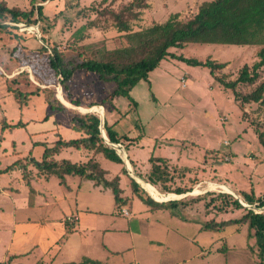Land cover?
Listing matches in <instances>:
<instances>
[{
    "label": "rangeland",
    "instance_id": "1",
    "mask_svg": "<svg viewBox=\"0 0 264 264\" xmlns=\"http://www.w3.org/2000/svg\"><path fill=\"white\" fill-rule=\"evenodd\" d=\"M133 1H138L142 7L135 5L127 9ZM205 1L208 0H36V4L43 5L46 15L39 23L20 22L26 26L12 27L9 20L1 18V23L12 27L0 31V138L3 136L0 139V157L4 158L3 165L11 164L27 150L25 129L20 126L12 130L3 129V120L10 124H23L19 120L52 113L61 121L63 134L68 132V112L62 109L55 111L43 100L44 93L46 97H56V89L64 100L67 99L60 87L61 77L58 78L48 64L47 53H39L42 44L50 49L57 48L70 61L86 57L102 59L100 52L126 43L122 36L125 32L118 30L113 12H122L123 19L130 23L133 31H137L163 23L174 14L186 22ZM1 3L29 10L33 0H0ZM27 26L28 29H24ZM36 26L39 32L35 30ZM41 31L45 38H41ZM262 48L264 44L240 46L189 42L183 47H172L170 51L186 58L202 61L212 58L226 62L227 66L216 70V74L229 81L238 77L245 64L252 67L259 61ZM259 73L255 83H241L237 91L248 93L255 89L264 81V66ZM183 78L186 79L185 86L181 81ZM17 86L23 91L37 86L45 91L20 106L11 91ZM113 86L111 82L100 80L93 72L77 70L70 81V96L84 106L68 107L71 112L84 113L83 109L92 108L88 107L92 103L96 108L103 103L104 119L120 135H127L123 140L127 154L129 159L138 160V163L132 166L128 163L131 169L125 162L123 165L128 173V177L124 175L122 178L123 195L128 197L126 204L118 209L111 189L91 201L89 209L76 210L71 204L73 213L80 217L77 225L83 231L77 232L78 237L70 244L64 242L68 237L59 238L48 254L40 250L43 251L45 244L55 237L21 226L17 232L26 229V233L20 238L14 234L13 244L19 240L25 243L26 249L32 244H38V248L20 255L17 262L43 264L57 256L55 249L59 245L64 250L54 262L46 264L79 262L84 255L99 260L100 264H258L254 253L255 238L249 235L246 221L229 223L219 231L205 230L203 226L206 222L241 219L247 210L236 207L233 200H243L242 191L253 190L256 196L264 194V145L261 143V138L264 139V102L242 104L235 98L234 91L224 87L208 67L193 65L174 56L163 59L150 72L149 81L142 80L134 87L131 96L136 104L127 96L109 97ZM91 113L99 114L96 110ZM13 139L17 144L16 157L10 156L15 148ZM40 148L39 153L33 154L36 158H41ZM151 154L170 157V171L175 180L169 185L187 187L190 191L181 195H163L173 194L168 200L182 199L186 205L151 210L139 198H134L130 178L138 174L143 180L147 178ZM105 161H102L104 167L110 163V169L119 167L115 162ZM13 184L19 186L20 183L14 180ZM46 185L49 190H55L52 183ZM221 186L233 191H225ZM155 188L162 192L160 185ZM225 193L230 196L224 197ZM27 195L22 192L17 197L27 198ZM10 206V203L4 205V212ZM63 207L65 202L60 200L52 211L57 215ZM246 207L257 212L263 210L256 204ZM41 209L44 212L48 210L45 207ZM41 209L31 206L20 215L26 212L37 215ZM121 209L126 212L122 213ZM61 214L65 213L62 211ZM2 218L0 216L3 241L0 261L7 255V250L8 254L12 252L6 245L14 232V228L8 227ZM21 224L26 225L25 222ZM8 261L5 264H10L9 256Z\"/></svg>",
    "mask_w": 264,
    "mask_h": 264
},
{
    "label": "trees",
    "instance_id": "2",
    "mask_svg": "<svg viewBox=\"0 0 264 264\" xmlns=\"http://www.w3.org/2000/svg\"><path fill=\"white\" fill-rule=\"evenodd\" d=\"M42 1L46 2L48 0ZM135 5L138 8L142 7L141 3L133 1L128 5L127 9L130 10ZM112 14L116 20L118 30L120 32H125V35L123 34L122 36L126 43L122 45V47L107 49L105 52L98 51L100 52L99 54H103L102 59L86 57L83 60L70 61L64 58L63 54L55 47L50 49L48 46L42 44L38 49L40 54L42 52L47 53L48 64L55 75L58 78L61 77L59 83L61 84L66 99H69L73 105L81 106L78 100L71 99L70 96V81L77 70L93 72L100 80L113 83L114 86L109 93V97L113 98L117 95L127 96L136 104L137 102L131 96V90L141 80L149 81L150 72L154 71L161 60L168 56L178 57L193 65L208 67L210 72L224 87L234 91L235 98L242 104L252 101L264 102V81L259 83L255 89L248 93H241L236 89L241 83L253 84L257 81L260 75L259 69L264 66V48L259 52V61L254 63L252 67L245 64L238 77L229 81L216 74V70L223 69L227 66L226 62H218L212 58L202 61L196 58H186L183 55L176 56L169 50L172 47H183L189 42L232 44L240 46L264 44V0H208L203 2L198 12L186 22L179 20V15L174 14L163 23H156L151 27L137 31H133L130 23L123 19L122 12H113ZM137 14L136 12V16ZM45 16L43 5L36 4V0H33L29 10H24L16 6L9 7L6 3L0 4V19L5 18L9 20V22L37 24L44 19ZM10 25L12 27L17 26ZM5 27H7L8 30L12 28L0 22V31H6L4 30ZM40 33H42V31ZM16 36L19 37V35ZM41 38H45L43 37V33L41 34ZM37 79L39 80L38 77ZM40 89L41 88L37 86L32 90L23 91L21 87L17 86L11 89V91L20 105H22L27 102L31 96L44 93L45 90ZM58 92L59 91L56 89L58 99L56 97H46L45 93L43 95H45L44 97L51 108L56 110L62 109L69 113L72 128L82 132L83 136L67 141L62 138L58 139L53 147H46L43 160L41 162H36L37 166L46 173L58 175L61 179V183L65 182L66 174H77L95 180L96 184L112 190L115 203L118 209H120L122 205L126 204L128 197L123 195L124 189L120 184L121 178L119 173L113 178L108 179L106 177L108 171L103 168L97 160H93V158H90L84 164L73 163L70 160L58 162L49 159L50 155L59 152L60 148L63 146H84L88 149H94L96 153H102L107 160L117 163L120 173L128 177L127 169L123 166L124 161L115 149L105 143L101 135V120L99 114L69 111L59 99ZM101 104L103 105V103ZM90 106L96 107L94 103ZM3 123V129L22 127L24 125L21 122L10 124L5 120H3ZM104 130L108 138L113 142L122 141L124 143L123 140L127 138V135H119L118 132L113 129V126L109 125L106 120H104ZM261 143L264 145V139L262 138ZM148 160L151 167L147 178L145 177V181L147 184L149 183L148 185L154 190L158 191L155 186L160 185L162 192H158L162 194L176 193L181 195L190 191L187 187H171L169 185L170 182H174L175 176L171 174L168 157L151 154ZM131 163L133 164L132 160ZM139 176L141 175L139 174ZM129 185L131 191L135 194L134 197L139 198L144 204L149 206L151 210L178 208L180 205H186V202L182 199H171L168 201L155 200L156 198H164L158 196L155 198L154 196V199L153 196H150L151 194L148 192L149 195L141 187L140 183L132 177L130 178ZM227 194L228 193H225L224 197L230 196V194ZM241 195L243 196V200L248 204H256L258 208L264 207V194L256 196L255 192L252 190L251 192L242 191ZM233 202L236 207L245 208L247 210L241 219L219 223L216 221L206 222L203 228L205 230L213 229L219 231L229 223H239L242 220L246 221L248 223L249 235L255 238L254 253L259 260L258 264H264V211L257 212L252 208L242 205L237 199H234ZM209 204L210 203H207L206 205L209 206ZM91 263L99 264L100 261L91 259L90 257H84L80 262L72 261L64 264ZM0 264L5 263L0 262Z\"/></svg>",
    "mask_w": 264,
    "mask_h": 264
},
{
    "label": "crops",
    "instance_id": "3",
    "mask_svg": "<svg viewBox=\"0 0 264 264\" xmlns=\"http://www.w3.org/2000/svg\"><path fill=\"white\" fill-rule=\"evenodd\" d=\"M41 41H43V39ZM181 81L183 86H185L186 79L183 78ZM33 96H31V98ZM56 98L58 99L57 95ZM43 100L44 102H47L44 95H43ZM25 103L27 104L28 102ZM25 103H23L20 106H23ZM102 106L103 109L104 105ZM65 107L69 111H71L70 107H68L67 105H65ZM55 111L57 110L55 109ZM78 112H82V111H78ZM84 113H88V112H84ZM100 115L101 114H99V117ZM19 121H23L24 125L22 127L23 129H25V132L27 134V138L24 140V142L27 145V150L24 153H21V156L17 154L19 158L18 159L16 158L14 162L6 166L3 165L4 158L0 157V209L2 210V211L0 210V216L4 218L2 219L4 220V223L8 225V227L12 226V228H14L12 239L10 240V243L6 245L8 249H12L11 250L12 252L8 254L9 250H7L6 253L7 255L2 256V261L0 262L3 263L9 262L8 261V256H9V259H11L10 264H21L17 262V259L20 257V255H24L26 253H32L33 251L36 250V248H38V244H32L31 246L28 247L29 249H26L25 243H21L19 240L18 242L13 244L14 234L16 235V237L20 238L22 237V235H24V233H26V229L24 231L20 230L19 232H17V230H19L21 226H23L24 228L28 227V229L38 230L39 232L43 231L45 232V234H49L55 237L53 238L52 241L45 244V246L42 249L43 251L40 250L41 253L48 254L53 249L52 245L55 244L59 238L68 237V239L64 240V242L70 244L73 239L76 240V238L78 237L76 233L83 231L82 227L77 225V223L80 221V217L78 216L77 213H73V210L71 209L72 205L75 206L76 210L78 209L83 210L85 208L89 209V204L91 205V201L97 200V198H100V195L103 192H105V190H109L103 187L102 185L96 184L95 180H91L86 178L85 176H81L77 174H66L65 182L61 183V179L59 178L58 175L53 173H46L37 166L36 162H41L43 160V155L46 147H53L58 139L62 138L63 140L67 141L70 139L80 138L83 136L82 132L72 128L71 119H70V124L66 126L68 132L65 135L63 134L64 129H62L61 121H59L54 115H52V113L47 114L45 116L34 115L31 116L30 118H27L25 121L23 119ZM8 129L12 130L13 128H8ZM2 138L3 136L0 139ZM14 141L15 140L13 139L12 145H14L15 148H13V152L11 153L12 155L10 156H14V154L17 153L16 151L17 144H14ZM40 147L43 148L41 149ZM39 148L41 149L40 151H42L41 158L40 156L39 158H36L33 154H36L35 152L39 153ZM126 153H127V149H126ZM5 156H8V154H6ZM90 158H93V160H97L101 164V166L108 171V173L106 174V177L108 179L113 178L115 175L119 173L121 178L120 184L122 186V178L125 174L120 173L118 167L116 169H110L111 167L109 165L112 163L104 167L102 161L106 163L107 162L105 161L106 158L102 153H96L94 149H88L84 146H80V147L63 146L60 148L59 152H56L50 155L49 157V159L58 162H61L62 160H70L71 162L77 164H84ZM127 159L129 160L131 166L134 165L131 163V159H129L128 154H127ZM132 161L133 163H135V165L138 163V160L132 159ZM3 177H6L4 178L5 179L4 182H2ZM7 177L9 179H7ZM139 177L142 178L141 176ZM14 180H18V182L20 183L19 186H17L18 183L13 184ZM43 182H46L48 184L52 183L53 187L55 186V190L54 189L49 190L46 183ZM35 184L38 185V187H36ZM22 192L26 194L28 193L27 198L17 197L19 196V193ZM69 193H71L72 195H70ZM60 200H63L65 202V207H63L62 210L63 213L65 214H61L62 211L58 213L59 212L58 211L57 215H55L54 212L52 211V207L54 205H57L58 201ZM2 203L4 205L10 203L11 206L8 207L7 208L8 210L4 212L5 207L4 205H2ZM68 205L71 206L69 207ZM31 206L39 207L40 209L45 207L48 208V210L44 212L41 209L40 213L37 215L30 214L29 212L24 213L22 216L20 215L21 211H25V210L28 211L29 208L31 209ZM67 207H69V210ZM66 210L67 212H65ZM69 215H74L77 216L78 218L76 221L71 222L67 220V217ZM9 219L12 220L10 221ZM24 222L25 224L26 222L28 223L26 225L21 224ZM2 244L3 241L1 240V236H0V245ZM5 244L6 242L4 243V245ZM55 250H56L55 254H57L58 256L64 249L58 245L57 249ZM57 256H55L54 258L48 257L49 258L48 261L54 262ZM84 257H90V256L84 255L83 258ZM47 262H42V263L46 264Z\"/></svg>",
    "mask_w": 264,
    "mask_h": 264
},
{
    "label": "bare ground",
    "instance_id": "4",
    "mask_svg": "<svg viewBox=\"0 0 264 264\" xmlns=\"http://www.w3.org/2000/svg\"><path fill=\"white\" fill-rule=\"evenodd\" d=\"M28 27V26H27ZM59 93V97L61 98L60 100L65 104V105H67V106H69V105H73L71 102H69L68 100H64V98L63 97H61L60 96V91L58 92ZM74 107H79L80 108V106H75L74 105ZM98 108V109H97ZM92 107V108H87V109H83L85 112H89V111H98V113L99 114H104V111H103V109H102V106H100V108L99 107ZM127 163H129V162H127ZM128 168H130L131 169V166L129 165V167ZM135 177H136V179L140 182V184L146 189V190H148L149 192H151L154 196H158V197H161V198H164V199H158V198H156L157 200H159V201H165V200H168V199H170V197L173 195V194H168V195H166V194H161V193H159L158 191H156V190H154L150 185H148L147 184V182L145 181V180H143L142 178H140V177H138L137 175H134ZM217 185V184H216ZM215 184L213 185V186H216ZM225 191H228V192H232L233 190L232 189H230L229 187H223V186H221ZM150 193V194H151ZM151 194V196H153ZM153 196V197H154ZM168 196V197H167Z\"/></svg>",
    "mask_w": 264,
    "mask_h": 264
},
{
    "label": "built area",
    "instance_id": "5",
    "mask_svg": "<svg viewBox=\"0 0 264 264\" xmlns=\"http://www.w3.org/2000/svg\"><path fill=\"white\" fill-rule=\"evenodd\" d=\"M9 24H12V25H17V26H20V25H25V23H13V22H10ZM26 26V25H25ZM31 28H33L34 26H30ZM24 29H28V27H24ZM35 30L36 31H40L39 30V28H38V26H36L35 27ZM38 36H40V35H38ZM100 131H101V135H102V133L108 138V136L106 135V132H105V130H104V125L103 126H100ZM103 137V136H102ZM104 138V137H103ZM108 140L110 141V144L109 143H107L106 141H105V139H104V141H105V143L107 144V145H109L110 147H112L113 149H115L116 150V152L118 153V155L121 157V158H123V157H125L126 159H127V153H126V145H125V143H123L122 141H118V142H113V141H111L109 138H108ZM243 201V200H242ZM244 202V201H243ZM245 203V202H244ZM249 205H251V204H249ZM253 205V204H252ZM125 209H123V212H126V211H124ZM261 211H264V207H263V210L261 209L260 211H258V212H261ZM77 216H74V215H69L68 217H67V220L68 221H71V222H74V221H76L77 220Z\"/></svg>",
    "mask_w": 264,
    "mask_h": 264
},
{
    "label": "water",
    "instance_id": "6",
    "mask_svg": "<svg viewBox=\"0 0 264 264\" xmlns=\"http://www.w3.org/2000/svg\"><path fill=\"white\" fill-rule=\"evenodd\" d=\"M100 120H101V124H100V126H103L104 125V117H103V114L102 115H100ZM102 136L104 137V139H105V141L107 142V143H109L110 144V141L108 140V138L102 133ZM122 160L125 162V164H126V167L128 168V163L127 162H129V160L128 159H126L125 157H123L122 158ZM130 163V162H129ZM129 169V168H128ZM131 175H132V173H130ZM134 178H135V180L137 181V182H139L137 179H136V177L134 176V175H132ZM140 183V182H139ZM235 195V194H234ZM236 197H237V195H236ZM154 198V197H153ZM238 198V197H237ZM155 199V198H154ZM155 200H157V199H155ZM157 201H159V200H157ZM239 201H240V203L242 204V205H244V206H248L249 204H246V203H244L242 200H240L239 199Z\"/></svg>",
    "mask_w": 264,
    "mask_h": 264
}]
</instances>
